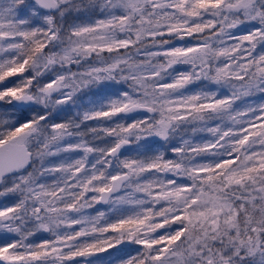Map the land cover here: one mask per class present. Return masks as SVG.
<instances>
[{
    "label": "snow or ice",
    "instance_id": "obj_1",
    "mask_svg": "<svg viewBox=\"0 0 264 264\" xmlns=\"http://www.w3.org/2000/svg\"><path fill=\"white\" fill-rule=\"evenodd\" d=\"M0 264H264V0H0Z\"/></svg>",
    "mask_w": 264,
    "mask_h": 264
}]
</instances>
